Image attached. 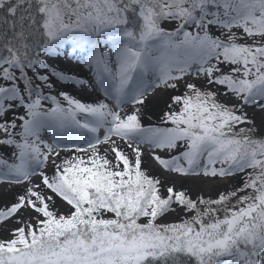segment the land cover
Here are the masks:
<instances>
[{"label": "snow or ice", "instance_id": "obj_1", "mask_svg": "<svg viewBox=\"0 0 264 264\" xmlns=\"http://www.w3.org/2000/svg\"><path fill=\"white\" fill-rule=\"evenodd\" d=\"M13 189L0 264H264V0H0Z\"/></svg>", "mask_w": 264, "mask_h": 264}, {"label": "rangeland", "instance_id": "obj_2", "mask_svg": "<svg viewBox=\"0 0 264 264\" xmlns=\"http://www.w3.org/2000/svg\"><path fill=\"white\" fill-rule=\"evenodd\" d=\"M57 67H65V68H70L75 72L80 73L82 70L77 67L75 65L74 61H70L66 58L63 57V55H61V58L59 60L54 61ZM85 71H87L86 69H84ZM59 87V85H58ZM70 91H72L77 97H81V89H71ZM95 95L96 97H98L100 94L97 91H94L92 89L91 92L87 93L86 95ZM158 108L157 107H153L152 111L153 112H158ZM151 114V113H150ZM153 120H156V116H153ZM176 184L177 186H184V187H189V188H195L196 187V181H194L193 179H177L176 180ZM22 189H13L10 192H6V194H0V204L11 201L14 198V193L17 191H21Z\"/></svg>", "mask_w": 264, "mask_h": 264}, {"label": "bare ground", "instance_id": "obj_3", "mask_svg": "<svg viewBox=\"0 0 264 264\" xmlns=\"http://www.w3.org/2000/svg\"><path fill=\"white\" fill-rule=\"evenodd\" d=\"M82 74L86 75L87 71L83 70ZM81 89V97L78 96V98L84 100V101H94L97 97L93 94L86 95L87 93L92 91V88H89L87 86L80 88ZM99 97V96H98Z\"/></svg>", "mask_w": 264, "mask_h": 264}]
</instances>
